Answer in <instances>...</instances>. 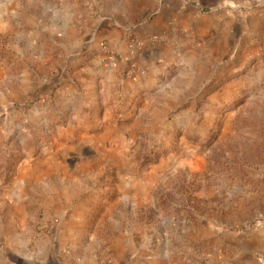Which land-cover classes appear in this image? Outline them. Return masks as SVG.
Segmentation results:
<instances>
[{"label":"rangeland","instance_id":"rangeland-1","mask_svg":"<svg viewBox=\"0 0 264 264\" xmlns=\"http://www.w3.org/2000/svg\"><path fill=\"white\" fill-rule=\"evenodd\" d=\"M128 1L149 84L99 105L107 12L0 0V264H264V0Z\"/></svg>","mask_w":264,"mask_h":264},{"label":"crops","instance_id":"crops-1","mask_svg":"<svg viewBox=\"0 0 264 264\" xmlns=\"http://www.w3.org/2000/svg\"><path fill=\"white\" fill-rule=\"evenodd\" d=\"M92 3H88L90 12L105 11L107 12L106 17L98 23L96 22V35L103 39H108V42H102L99 45L98 51L101 52L104 66L95 65V67L89 65L86 71L79 73V79L85 84L87 89L83 91L86 100L91 103H98L99 105H105L107 96L120 95L124 92L128 84L132 82L135 85L143 86L149 84L147 81L141 79L146 75L145 69H150L152 59L155 57V50H142L138 49L136 45L143 35L136 33L135 36L127 37L129 34L126 33L125 25L128 20L127 16L129 13L128 7L130 3L128 0H109L111 3L110 7L103 5L104 0H91ZM174 9V6L166 7L165 9ZM100 18V17H99ZM127 26V25H126ZM98 33V34H97ZM138 40L135 41L134 38ZM129 39V40H128ZM112 53L115 58L107 56V52ZM103 52V53H102ZM152 54V55H151ZM157 54V53H156ZM121 56V57H119ZM120 59L122 61H120ZM159 58L156 56L155 58ZM130 61V67L127 70V78L122 76L125 67L121 64H126V61ZM153 88V85H151ZM149 87V89H151ZM106 90V91H105ZM73 248H68L66 251L67 256L63 259H56L55 264H78V258L75 259L73 256ZM34 258V259H32ZM49 258H30L29 264H51ZM53 260V259H52ZM82 261V260H81ZM83 264H86L83 261Z\"/></svg>","mask_w":264,"mask_h":264},{"label":"built area","instance_id":"built-area-1","mask_svg":"<svg viewBox=\"0 0 264 264\" xmlns=\"http://www.w3.org/2000/svg\"><path fill=\"white\" fill-rule=\"evenodd\" d=\"M106 52H107V51H106ZM106 55L109 56L110 58H113L114 60H115V58H116V57H114V56L112 55V53H109V54H108V52H107Z\"/></svg>","mask_w":264,"mask_h":264}]
</instances>
